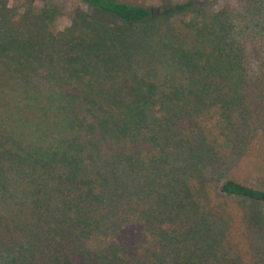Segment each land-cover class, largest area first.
<instances>
[{
	"label": "trees",
	"instance_id": "16d2710c",
	"mask_svg": "<svg viewBox=\"0 0 264 264\" xmlns=\"http://www.w3.org/2000/svg\"><path fill=\"white\" fill-rule=\"evenodd\" d=\"M29 1L0 7V264H264V189L222 181L264 154V0H75L63 30Z\"/></svg>",
	"mask_w": 264,
	"mask_h": 264
},
{
	"label": "rangeland",
	"instance_id": "374dc122",
	"mask_svg": "<svg viewBox=\"0 0 264 264\" xmlns=\"http://www.w3.org/2000/svg\"><path fill=\"white\" fill-rule=\"evenodd\" d=\"M129 3L145 5L148 7L157 8L160 7L161 2L164 0H121ZM181 2L183 0H170L171 3ZM226 1L230 2V5H234L236 0H209L208 6L217 11L219 7ZM54 3L60 7V11H57L59 16L54 21L52 28L57 30H63L69 24V17L71 13L78 10V7L85 9L84 6H80L75 0H54ZM37 5H41L40 0L35 2ZM30 4L29 0H0V7L3 5L7 6L8 9H13L11 14L14 16V20H18L19 16L22 15L23 7ZM11 5V6H10ZM258 146V145H257ZM258 169V170H256ZM222 181L226 178H234L239 180L248 186L254 188L264 189V154L261 156L258 154L257 149L254 151L252 156L247 155L246 157L239 158L229 162L224 166ZM244 202L245 206L249 207V202L245 199H234L229 202V211L239 220L244 212ZM259 211L264 212V204L256 206ZM253 210V209H252ZM244 215V214H243Z\"/></svg>",
	"mask_w": 264,
	"mask_h": 264
},
{
	"label": "clouds",
	"instance_id": "9594fccd",
	"mask_svg": "<svg viewBox=\"0 0 264 264\" xmlns=\"http://www.w3.org/2000/svg\"><path fill=\"white\" fill-rule=\"evenodd\" d=\"M11 6V5H10Z\"/></svg>",
	"mask_w": 264,
	"mask_h": 264
}]
</instances>
